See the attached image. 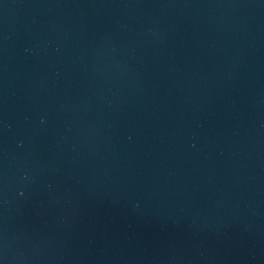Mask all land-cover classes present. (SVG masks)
<instances>
[{
	"label": "water",
	"instance_id": "1",
	"mask_svg": "<svg viewBox=\"0 0 264 264\" xmlns=\"http://www.w3.org/2000/svg\"><path fill=\"white\" fill-rule=\"evenodd\" d=\"M0 264H264V0H0Z\"/></svg>",
	"mask_w": 264,
	"mask_h": 264
}]
</instances>
